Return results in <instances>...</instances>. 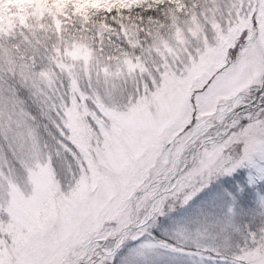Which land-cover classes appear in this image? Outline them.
I'll return each instance as SVG.
<instances>
[{"label":"snow or ice","instance_id":"1","mask_svg":"<svg viewBox=\"0 0 264 264\" xmlns=\"http://www.w3.org/2000/svg\"><path fill=\"white\" fill-rule=\"evenodd\" d=\"M241 171L264 0H0V264H264V195L203 198Z\"/></svg>","mask_w":264,"mask_h":264},{"label":"rangeland","instance_id":"2","mask_svg":"<svg viewBox=\"0 0 264 264\" xmlns=\"http://www.w3.org/2000/svg\"><path fill=\"white\" fill-rule=\"evenodd\" d=\"M211 196H214V195H207V198ZM235 197H236L235 208L239 210V214L243 213L242 212L243 210L248 211L250 214L251 212L250 205L245 201V198L240 197V196H235ZM217 210H220V209L218 208ZM240 224H243V221H241ZM182 264H190V262L184 261L182 262ZM206 264H210V262H206Z\"/></svg>","mask_w":264,"mask_h":264}]
</instances>
